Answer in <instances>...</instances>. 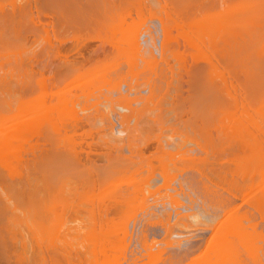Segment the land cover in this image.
<instances>
[{
    "label": "bare ground",
    "instance_id": "obj_1",
    "mask_svg": "<svg viewBox=\"0 0 264 264\" xmlns=\"http://www.w3.org/2000/svg\"><path fill=\"white\" fill-rule=\"evenodd\" d=\"M193 181L186 264H264V0H0L1 264H123ZM192 196L134 264L211 235Z\"/></svg>",
    "mask_w": 264,
    "mask_h": 264
},
{
    "label": "rangeland",
    "instance_id": "obj_2",
    "mask_svg": "<svg viewBox=\"0 0 264 264\" xmlns=\"http://www.w3.org/2000/svg\"><path fill=\"white\" fill-rule=\"evenodd\" d=\"M143 30H144V29H143ZM143 30H142V32H143ZM56 42H58V41H56ZM141 43H143V42H141ZM57 44H59V43H57ZM142 45L144 46V44H142ZM54 46H56V43L54 44ZM39 47H40V46H39ZM52 49H54V48H52ZM52 49L49 50V51H47V52H44V54H45V53L47 54L48 52H49V53H51V52L54 53V50H52ZM50 51H51V52H50ZM49 53H48V54H49ZM48 54H47V55H48ZM47 55H46V56H47ZM51 55H52V54H51ZM51 55H49V56H51ZM52 57H54V55H52L50 58H52ZM45 59H47V57H45ZM52 59H55V57L52 58ZM185 77H186V76H185ZM186 78H187V77H186ZM186 78H184V82L187 81ZM184 87H186V84H184ZM124 88H125V87H124ZM185 89H186V88H185ZM123 90H125V89H123ZM123 93H127V92L125 91V92H123ZM145 94H146V93H145ZM195 152H196V151H195ZM195 152H194V154L197 155V153H198L199 151H198L197 153H195ZM202 153H203V152H201V154H202ZM195 155H194V156H195ZM199 155H200V152H199ZM199 155H198V156H199ZM202 155H203V154H202ZM225 155H226V154H225ZM194 156H193V154H192V157H194ZM200 156H201V155H200ZM204 156H205V155H204ZM226 156H227V155H226ZM202 157H203V156H202ZM196 161H200V160H196ZM181 162H182V161H181ZM177 163H178V162H177ZM180 164L182 165V163H180ZM186 164H187V163H186ZM224 167H225V169L228 168V167H230V168H228V169H230L231 173L237 172V170L239 169L238 167H237V168H238V169H237L235 166H233V169H232V170H234V172H232V170H231L232 167H231V166H228V167H227V165H226V166H224ZM223 169H224V168H223ZM185 173H187V172H185ZM188 173H189V172H188ZM188 173H187V175H188ZM192 174H193V173H192ZM192 174L190 173L191 176H192ZM183 175H184V173H183ZM183 175H182V176H183ZM190 175L187 176V177H189V181L192 180V178L196 177V176L193 174L194 177L192 176V178H190V177H191ZM234 175H235V177H238V176H239V175L237 176L236 173H234ZM180 176H181V175H179V178L181 179ZM185 176H186V175H185ZM185 176H184V177H185ZM187 177H185V178H187ZM179 178H178V180H179ZM182 179H183V178H182ZM182 179L179 180V181H177V182H179V185H180V182L183 183ZM187 179H188V178H187ZM183 180H185V179H183ZM193 180H195V179H193ZM195 182H196V181H195ZM195 182H194V181H193V183L189 182V185H188L187 182H186L185 187L187 186V187L191 188L190 186H192L191 189L193 190V189H194L193 187H195V189H196V186H197V189H196V190H193V191H192L191 189L184 188V190L188 189L189 191H188V190H186V191H188L189 193H192V194L185 193L186 191H183L184 194L182 193V195H184V198H183L182 195H181L182 197L179 196V197H181V199H183V201H184L185 204L188 203V205H190V202H189V201H190V200H189L190 198H189L188 196L191 197L192 195L194 196V198L196 197V199H197V196H198V200H196V202L198 201L200 204H202V203L204 204V203H205V202H203L202 200H203V198H204V199L206 198V192L203 190V193H202L201 190L203 189V187H201V189H200V188L198 187L199 183L196 184L197 182H196V183H195ZM172 183H173V182H172ZM190 183H191L192 185H191ZM194 183H195L196 185H193ZM174 184H176V181H174V183L171 184V185H172V186H171L172 188H173V186L175 187ZM179 185L176 184V187H177V186L179 187ZM220 185H221V184H219V185L217 186V189H216V190H218V195H216V194H211V193L208 194V193H207V194L209 195V196H208V195H207V196L209 197V199H210L209 201H210V202H211V199H212V201H214V200H216V199H219V202H220V200H224L223 197H224V198H225V197H228V195H229L230 192L227 191V190H228L227 188H224V187H222V185H221V186H220ZM176 187H175V188H176ZM178 187H177V188H178ZM179 189H180V188H179ZM219 189H220V190H219ZM226 189H227V190H226ZM190 190H191V191H190ZM168 191H169V190H168ZM170 191H172V190L170 189ZM196 191H198V192H196ZM175 192H176V191H175ZM172 193H173V191H172ZM194 193H195V194H194ZM167 194H168V193H167ZM169 194H170V192H169ZM185 194H186V196H187V194H189V195L187 196V198H188L187 200H185V199H186ZM196 194H197V195H196ZM203 194H204V195H203ZM219 194H220V196H219ZM225 194H226V196H224ZM193 196H192V197H193ZM203 196H204V197H203ZM222 196H223V197H222ZM179 197L177 196V198H178L179 201H180V198H179ZM201 197H202V198H201ZM208 197H207V198H208ZM229 197H230V195H229ZM194 198H191V200L194 199ZM207 198H206V199H207ZM166 199H167V198H166ZM168 199H169V198H168ZM199 199H200V200L202 199V200L200 201ZM188 200H189V201H188ZM207 200H208V199H207ZM207 200H206V201H207ZM183 201L181 200V202H180L179 204H182V205H183ZM204 201H205V200H204ZM216 201H217V205H218V200H216ZM216 201H214V202H216ZM198 202L196 203V205H197L196 208H198V206L200 205V204L198 205ZM150 203H151V202H150ZM152 203H154V202H152ZM152 203H151V204H152ZM161 203H163L162 200H161ZM243 203H244V202H243ZM164 204H165V209L163 208V206H162V204H161V208H160V206H159L160 209H159V208H155V209H157V211H153V212H152V210H153L154 208H151L152 210L150 209V210H151L150 212H152V213H154V212H155V213L158 212V213H160V214L163 212L162 215H161V216H163L164 213H167L168 211L171 210V211L169 212V213L171 214V216H170L171 218H170V217H169V218H170L171 220H172V218L175 219L174 216H175V212L177 211L175 208H176V207H179V206H181V208H182V205L175 206V207H174V206L171 207V205H170L168 202H165ZM185 204H184V205H185ZM206 204H208V202L205 203L204 205H206ZM211 204H212V203H211ZM211 204H210V205H211ZM240 204H241V202H240ZM240 204H239V205H240ZM245 204H246V205H245V208H246V209H250V208H251V205H250V204H248V203H245ZM204 205H202V207H204L205 209H206V208L208 209L209 205H208L207 207L204 206ZM200 206H201V205H200ZM212 206H213V208H214V207H215V204L213 203ZM202 207H199L200 210H201ZM196 208H195V209H196ZM199 208H198V209H199ZM204 208H203V209H204ZM211 208H212V207H210V209H209L210 211L206 209L209 213H211V214H210L211 217H209V215L206 214V215H207L206 217L208 218V220H206L207 223H210L211 225L214 224V226H213V229H214V230L212 229V227H211V228L209 227V228L211 229V235H210V236H208V235H207V236H201V235H198V237L196 236V237H197V238H196L197 241H196L195 238H194L193 243H192L190 246H189V244H188V245H184L183 248H182L181 250H178V249H177V250H175V249H171V250L165 251L167 254H166L165 252L163 253V254H164V255L162 256L163 259L161 260V262L159 261L161 264H171V263H172V264H186V263H189V262L191 261V260H189V259L191 258V256L193 257V256H195L196 254L199 255V254H201V253H203V252L205 251L206 246H207V244H209V241H210V239H211L212 233H214V231H215L216 228H217V225L219 224V223H218V218H217L216 216H218V213L220 214V212H221V211L218 212L217 210L213 211V208H212V209H211ZM243 208H244V207H243ZM155 209H154V210H155ZM162 209H163V210H162ZM198 209H196L197 212L200 211V210H198ZM203 209H202V210H203ZM205 209H204V210H205ZM215 209H216V207H215ZM160 210H161V212H160ZM251 210H252V209H251ZM148 211H149V210H148ZM164 211H165V212H164ZM140 212H141V210H140L139 208H137V211L135 212L136 214L133 215V216H135V218H136V216H138V215L140 214L139 217H138V218H139V221H137L138 218H136V219H135L136 221L134 222V223L137 224V227H138V228H134V229H132V227H133V225H134V223H132V221H134L133 218H132L133 220L130 219V220H131L130 222L128 221V222H129V224L127 223V224H128V228H127L126 226H125V230L123 229L124 227L122 228V229L124 230V232H126V233H127L126 228L129 229V230H128V233H130L131 236H132V233H133V236H132L131 238H129L130 236H125V235H126L125 233H123V234H125V235L122 234L123 237L121 236L124 240H125V238H124V236H125V237H126V240H127V243H128V241H129L128 244L130 245V246H129L126 242L123 241V242H124L123 245L126 244V245L128 246V247H127V246L125 247L126 250L123 249L124 251H126L125 253L128 252V253H127L128 255L124 254V255L121 257V258H123V259H121V261L124 260V256H125V255H126V257L128 256V258L130 257L132 260H133V257H134V260H137V258H138L139 255H140V258H141V256L143 255V254H141V253H144V252H145V248L143 249V244H144V246H145V244H146L147 242H148L147 244H150L153 240H155L154 237H156L158 240H160V239H162V237L165 235V234L163 235L164 231H163V233H162V232H159V231H161V230L156 229V228L154 229V226H155L156 224H157V226H159V222H161L160 220H164V222H165V218H166L165 215H167V214H164V218H163V219H160V218H162V217L159 216L160 214L156 213V214L160 217V218L158 219V220H159L158 223H156V222H157L156 219H157L158 216L156 217V216L154 215V217H155V222H153V221H154V220H153L154 217L151 216V217H153V219H151L150 221L153 220L152 222L155 223V225H152V227L150 226V227H151V228H150V231H148V230H149V229H148L149 227H148V225L146 224V223H148V222H144L145 225H146L148 228H147V227H146V228H142L143 226L140 225V224L144 225V223H142V222H140V221H142V218L145 217V215H146L147 213H146V214L143 213V214H142L143 217L140 218V216H141V213H140ZM150 212H148V213H149V216L146 215L148 218L145 217V221H146V218H147V221H149L148 219H149V217H150ZM204 212H205V211H204ZM216 212H217V214H216V216H215L214 213H216ZM155 213H154V214H155ZM144 214H145V215H144ZM168 215H169V214H168ZM212 215H214V216L216 217V220L213 219L214 217H213ZM172 216H173V217H172ZM151 217H150V218H151ZM209 218L211 219V221L214 220V223L212 222L213 224L211 223V221L209 220ZM143 219H144V218H143ZM167 219H168V216H167ZM167 219H166V220H167ZM255 219L260 220L259 218H256V217L254 216V220H255ZM173 221H174V220H173ZM152 222H151V223H152ZM162 222H163V221H162ZM138 223H140V224H138ZM151 223H150V224H151ZM136 224H135L134 227H136ZM150 224H149V225H150ZM161 224H162V223H160V225H161ZM138 225H139V226H138ZM211 225H209V226H211ZM140 226H141V227H140ZM215 226H216V227H215ZM121 227H122V226H121ZM139 227H140V228H139ZM144 227H145V226H144ZM207 227H208V226H207ZM135 229H136V230H135ZM139 229H142V230L146 229L147 232H148V234H147V232H144V231H143L144 233L141 232ZM151 229H154L155 231H154V230L152 231ZM123 230H122V231H123ZM134 230H135L136 232H135ZM146 230H145V231H146ZM122 231H121L120 233H122ZM151 231H152V232H151ZM212 231H213V232H212ZM140 232H141V233H140ZM157 232H159V233H157ZM128 233H127V234H128ZM145 233H146V235H147V238H146V239H148V240H146V242L144 241L145 238H144V240L142 239L143 237H145V235H143V234H145ZM130 234H128V235H130ZM141 234H142V235H141ZM159 234H161L162 237H161ZM120 235H121V234H120ZM140 235H141V236H140ZM156 235H157V236H156ZM137 236H138V237H137ZM134 237H135V239H134ZM132 238H133V239H132ZM203 238H204V239H203ZM123 239H122V240H123ZM152 239H153V240H152ZM207 239H208V240H207ZM126 240H125V241H126ZM136 240H137V241H136ZM139 240H140V241H139ZM141 240H142V241H141ZM158 240H157V241H158ZM175 240H178V239H175ZM133 241H134V242H133ZM195 241H196V242H195ZM138 242H139V243H138ZM142 242H143V243H142ZM141 243H142V245H140ZM154 243H157V242H154ZM134 244H135V246H134ZM138 244H139V245H138ZM152 244H153V243H152ZM152 244H151V246L154 245V244H153V245H152ZM131 245H132V246H131ZM159 245H160V244H159ZM162 245L165 246L164 243H163V244L161 243V245L159 246V248H160V247H163ZM84 246L87 247V246H86V243H85ZM146 246L148 247V245H146ZM146 246H145V247H146ZM151 246H150V247H151ZM156 246H157V248H158V245H157V244H155V247H156ZM123 247H124V246H123ZM131 247H132V248H131ZM136 247H137V248H136ZM193 247H194V248H193ZM140 248H141V249H140ZM151 248H152V250H153L154 246L151 247ZM187 248H188V249H187ZM83 249H85V248H83V246H82V250H83ZM142 249H143V250H142ZM154 249H155V248H154ZM185 249H187V250H185ZM82 250H81V251H82ZM128 250H129V251H128ZM132 250H133V251H132ZM136 250H137V251H136ZM139 250H140V251H139ZM87 251H88V250H87ZM124 251H123V252H124ZM143 251H144V252H143ZM156 251H157V249L155 250V252H156ZM176 251H178V253H177ZM187 251H188V252H187ZM173 252H174V254H173ZM184 252L186 253L187 256L185 255ZM82 253H83V251H82ZM86 253H87V252H86V249H85V250H84V254H86ZM133 253H134V254H133ZM145 253H146V252H145ZM145 253H144V254H145ZM193 253H194V255H193ZM87 254H89V253H87ZM178 254H179L180 256H179ZM191 254H192V255H191ZM73 255H74V254H73ZM133 255H134V256H133ZM135 255H136V257H137L136 259H135ZM137 255H138V256H137ZM175 255H177V256H175ZM87 256H88V255H87ZM89 256H90V254H89ZM89 256H88V257H89ZM132 256H133V257H132ZM181 256H183V257H181ZM185 256H186V258L184 259ZM73 257H74V258H73ZM73 257H72V259L77 258V257H75V256H73ZM88 257H87V258H88ZM126 257H125V258H126ZM168 257H169V258H168ZM173 257H174V258H173ZM188 257H189V258H188ZM91 258H92V257H91ZM128 258H127V259H128ZM130 258H129L128 260H127V259L124 260L123 264H124L125 262L132 261ZM263 258H264V257H263ZM72 259H71V260H72ZM177 259H178V260H177ZM76 260H77V259H76ZM76 260H74V261H76ZM88 260H89V259H88ZM170 260H172V261H170ZM181 260H182V261H181ZM183 260H184V261H183ZM187 260H188V261H187ZM247 260H248V259H247ZM247 260H246V261H247ZM137 261H138V260H137ZM164 261H165V262H164ZM168 261H169V262H168ZM185 261H186V262H185ZM263 261H264V259H263ZM85 262H86V260H85ZM87 262H88V261H87ZM92 262H93V261H92ZM159 262H157V264H158ZM163 262H164V263H163ZM93 263H94V262H93ZM121 263H122V262H121ZM128 263H129V264H131V263L134 264L135 262L132 261L131 263H130V262H128ZM128 263H126V264H128ZM0 264H1V263H0ZM85 264H86V263H85ZM91 264H92V263H91ZM94 264H95V263H94ZM155 264H156V263H155ZM247 264H254V263H253L252 261L248 260Z\"/></svg>",
    "mask_w": 264,
    "mask_h": 264
}]
</instances>
